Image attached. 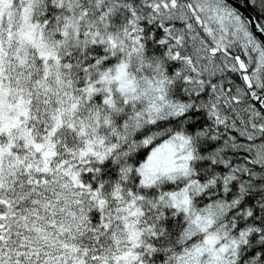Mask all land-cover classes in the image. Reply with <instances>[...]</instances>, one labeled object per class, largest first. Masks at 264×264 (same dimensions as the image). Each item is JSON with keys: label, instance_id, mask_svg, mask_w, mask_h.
<instances>
[{"label": "snow or ice", "instance_id": "6c2138e0", "mask_svg": "<svg viewBox=\"0 0 264 264\" xmlns=\"http://www.w3.org/2000/svg\"><path fill=\"white\" fill-rule=\"evenodd\" d=\"M0 264H264V0H0Z\"/></svg>", "mask_w": 264, "mask_h": 264}]
</instances>
